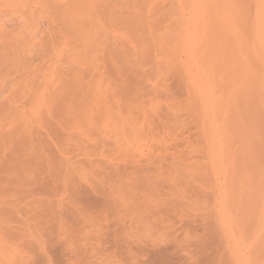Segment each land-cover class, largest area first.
Wrapping results in <instances>:
<instances>
[{"label": "rangeland", "instance_id": "374dc122", "mask_svg": "<svg viewBox=\"0 0 264 264\" xmlns=\"http://www.w3.org/2000/svg\"><path fill=\"white\" fill-rule=\"evenodd\" d=\"M210 2L0 0V264H264V112L210 71L264 106V0Z\"/></svg>", "mask_w": 264, "mask_h": 264}, {"label": "bare ground", "instance_id": "6f19581e", "mask_svg": "<svg viewBox=\"0 0 264 264\" xmlns=\"http://www.w3.org/2000/svg\"><path fill=\"white\" fill-rule=\"evenodd\" d=\"M198 1L201 2L202 4H205V5H206L205 2H207V1L208 2H210V1L212 2V0H198ZM210 3H208V5ZM217 21L213 22L214 26L211 23H209L208 26L205 25L206 27L203 26V29L200 32V34H202L201 38L200 39H196V40H199V46H197V44H196V46L199 48V50L201 52L204 53V55L206 57L208 56L207 60L209 61V63H211V61L218 62L219 59L216 58V60H214V58H215L214 57L213 60H210V58H211V56H214L213 54L217 55V57L219 58V50L221 48H223L224 45L229 44V43H234L236 46H243V44L246 42V40L243 39V36H242V38H237L234 35V33L229 30V28L226 26V21L225 20L221 21V22H223L222 24H221V22L218 23ZM216 22H217V25L220 24V27L216 25V27H217L216 29L217 30H212V29H214V28H212V26L215 27V23ZM200 34H199L198 38L200 37ZM197 42L198 41H196V43ZM196 46H195V48H196ZM214 47H217V48H215L214 52H213L211 48H214ZM210 50L212 51V53L209 52ZM238 52L239 51L237 50L235 52L234 57H233L236 61H240V59H243L247 63H249L250 65H254L261 74H264V67L259 62H257V59H256L254 54H250L249 52H241V55L238 57L237 56ZM229 60H231V62H229ZM225 63H228V64H225ZM229 63H233L232 58H229L227 61L222 62L223 65L220 63L221 66H223V67H221V66L219 67L220 64L216 63L217 65L213 66L212 68L217 69V70H213V69L210 70L211 72L212 71H217L219 73V70H220V72H223V71H221V69L222 70L225 69V71H224L226 73L225 76L226 77L228 76V77H227V79H223V78H226V77H221L223 79V81H225V83L223 82L224 83L223 84V89H228V90L232 89V92H233L232 93L233 97L231 98V101L222 110V113H221L220 117L218 118V120H222V119L225 120L233 112L240 111V110L247 111V112L250 113V115H252L251 112H250V110H252L253 113L256 115V121H255V124L253 126L255 128L259 129V128H261L260 125L262 126L261 121H260V114H262L264 112V106L262 104L256 105V103L254 101V97L251 96V95H248V98L249 97L253 98V101L247 102L246 100H242L243 103H241V102L236 100V95L240 96L242 91H243V89L244 90H251L250 88L252 87V85H251V82L246 79V77H238L237 78V76H233V75H230V77H229L228 70L231 69L230 68L231 64H229ZM211 65H210V67H211ZM215 67H217V68H215ZM201 73H203V71ZM254 88H255V86H254ZM241 98H243V96ZM238 126L239 127H238L237 131H240V130H243V131L245 130L246 131L247 129H249V125H247V124H245L243 122H240V125H238ZM245 127H246V129H245ZM262 141L264 142V139L261 140L260 142H262Z\"/></svg>", "mask_w": 264, "mask_h": 264}]
</instances>
